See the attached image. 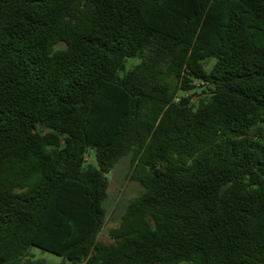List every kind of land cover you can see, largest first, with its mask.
Listing matches in <instances>:
<instances>
[{"label": "trees", "instance_id": "trees-1", "mask_svg": "<svg viewBox=\"0 0 264 264\" xmlns=\"http://www.w3.org/2000/svg\"><path fill=\"white\" fill-rule=\"evenodd\" d=\"M183 261L264 264V0H0V264Z\"/></svg>", "mask_w": 264, "mask_h": 264}, {"label": "rangeland", "instance_id": "rangeland-1", "mask_svg": "<svg viewBox=\"0 0 264 264\" xmlns=\"http://www.w3.org/2000/svg\"><path fill=\"white\" fill-rule=\"evenodd\" d=\"M140 62L139 58H129L126 62L127 68H130L133 64ZM213 60L205 62L209 68ZM175 82L174 79L170 80ZM202 91V87L196 88L192 93V98L197 101L199 94ZM182 93H180L181 95ZM88 161L96 164L95 150L89 149ZM131 167V157L123 156L115 164L114 168L110 173L107 174L109 181L107 198L105 201L106 206V219L105 224L99 234V239L109 242V230L111 228L120 225L122 216L131 200H133L139 193L143 191V186L134 180L129 179V171ZM34 259L44 258L50 263H60L62 258L53 253L47 252L37 247L32 248ZM159 264V263H155ZM178 264H187L185 261Z\"/></svg>", "mask_w": 264, "mask_h": 264}, {"label": "built area", "instance_id": "built-area-1", "mask_svg": "<svg viewBox=\"0 0 264 264\" xmlns=\"http://www.w3.org/2000/svg\"><path fill=\"white\" fill-rule=\"evenodd\" d=\"M189 93H185L184 95L187 96ZM179 99V97H177V100Z\"/></svg>", "mask_w": 264, "mask_h": 264}]
</instances>
